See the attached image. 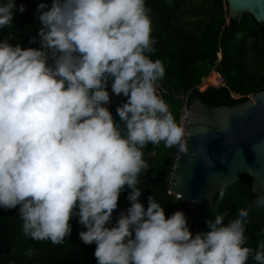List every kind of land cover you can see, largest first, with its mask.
<instances>
[{"label":"clouds","instance_id":"clouds-1","mask_svg":"<svg viewBox=\"0 0 264 264\" xmlns=\"http://www.w3.org/2000/svg\"><path fill=\"white\" fill-rule=\"evenodd\" d=\"M24 10L0 0V28ZM36 13L30 43L39 47L0 40V207L19 206L23 234L61 244L77 216L96 264H264V243L254 250L245 236L264 194L227 222L226 212L206 218L195 234L183 210L166 217L152 195L147 206L138 199L146 144L187 151L184 127L157 92L165 69L150 56L145 0H41ZM109 81L113 95L126 97L119 119L108 108ZM125 186L130 206L112 224Z\"/></svg>","mask_w":264,"mask_h":264},{"label":"trees","instance_id":"trees-1","mask_svg":"<svg viewBox=\"0 0 264 264\" xmlns=\"http://www.w3.org/2000/svg\"><path fill=\"white\" fill-rule=\"evenodd\" d=\"M41 0H16L25 10L15 12L13 23L0 28V39L24 47H39V42L30 43L37 35L40 22L36 19V5ZM50 6L51 0H43ZM152 20L151 36L155 38L152 59L159 58L164 65V76L157 81L160 95L169 106L179 124L184 106L181 94L198 90L210 70L218 71L225 84L210 85L202 91L203 99L212 105H234L249 98L250 93L264 89V28L250 13L241 21L228 17L226 0H145ZM218 52L222 57L218 59ZM111 81L107 90L111 91ZM126 97L118 95L108 102L114 119H119L116 107ZM191 102L190 98L188 100ZM121 128L123 124L121 123ZM177 146L165 147L148 143L142 149L148 168L138 176L137 187L142 190L138 198L147 206V197L152 195L162 207L165 216L177 210L176 196L169 192L168 177L174 161L172 153ZM252 178L245 173L234 184L223 189L224 196L216 193L213 205L208 208L204 221L191 220L190 231L205 230L206 218L214 219L226 212L225 222L237 216L238 210L255 200L251 191ZM127 186L120 192L117 208L113 210L114 224L121 210L130 206ZM18 207H0V264H96L95 244H84L79 231L84 230L77 216L70 217L71 233L61 244L49 240H34L22 232V220ZM246 245L254 250L264 243V208L252 209L245 225ZM29 249L32 254H29ZM247 264H256L249 258Z\"/></svg>","mask_w":264,"mask_h":264},{"label":"water","instance_id":"water-1","mask_svg":"<svg viewBox=\"0 0 264 264\" xmlns=\"http://www.w3.org/2000/svg\"><path fill=\"white\" fill-rule=\"evenodd\" d=\"M226 1L228 21L250 13L264 28V0ZM186 94L191 100L183 120L187 151H177L168 185L187 223H202L216 193L245 173L252 178L251 191L264 194V89L234 105H212L199 90Z\"/></svg>","mask_w":264,"mask_h":264},{"label":"rangeland","instance_id":"rangeland-1","mask_svg":"<svg viewBox=\"0 0 264 264\" xmlns=\"http://www.w3.org/2000/svg\"><path fill=\"white\" fill-rule=\"evenodd\" d=\"M227 19H228V17H227ZM217 55H218V59H220L221 52H218ZM212 71H215V69L210 70V72L206 76L203 77L202 82L198 85V90L199 91H201V92L205 91L210 86V83H211L212 80H207V78L210 77ZM109 95H110V101H115L117 99V97H118V95H113L111 91H109ZM177 151H178V148H177V150L174 151V153H172V155L174 157V160H175V156L177 154ZM173 163H174V161H173ZM173 163L171 164V168L173 166Z\"/></svg>","mask_w":264,"mask_h":264},{"label":"built area","instance_id":"built-area-1","mask_svg":"<svg viewBox=\"0 0 264 264\" xmlns=\"http://www.w3.org/2000/svg\"><path fill=\"white\" fill-rule=\"evenodd\" d=\"M219 74V78H220V81L218 83H213L211 82L210 85H213V86H220V85H224L225 82H224V79L222 77V75L218 72ZM157 87H160L157 83ZM180 97L184 100V106L181 110V113H180V116H179V124H181L183 126V120L185 118V116L187 115L188 113V107H187V104H188V100H189V96L187 94H181Z\"/></svg>","mask_w":264,"mask_h":264},{"label":"bare ground","instance_id":"bare-ground-1","mask_svg":"<svg viewBox=\"0 0 264 264\" xmlns=\"http://www.w3.org/2000/svg\"><path fill=\"white\" fill-rule=\"evenodd\" d=\"M207 80H212L213 83H218L220 81L219 74L217 71H212L210 77Z\"/></svg>","mask_w":264,"mask_h":264}]
</instances>
